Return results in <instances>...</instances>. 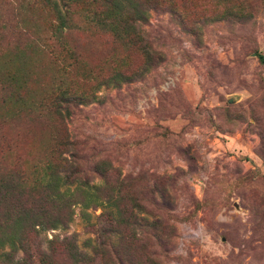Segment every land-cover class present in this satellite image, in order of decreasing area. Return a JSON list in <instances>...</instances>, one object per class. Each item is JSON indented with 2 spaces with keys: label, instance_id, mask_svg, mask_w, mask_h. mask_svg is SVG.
<instances>
[{
  "label": "rangeland",
  "instance_id": "obj_1",
  "mask_svg": "<svg viewBox=\"0 0 264 264\" xmlns=\"http://www.w3.org/2000/svg\"><path fill=\"white\" fill-rule=\"evenodd\" d=\"M152 3L145 42L73 29L70 60L41 0H0V173L105 183L0 264H264V0Z\"/></svg>",
  "mask_w": 264,
  "mask_h": 264
},
{
  "label": "trees",
  "instance_id": "obj_2",
  "mask_svg": "<svg viewBox=\"0 0 264 264\" xmlns=\"http://www.w3.org/2000/svg\"><path fill=\"white\" fill-rule=\"evenodd\" d=\"M53 15V36L63 45V50L72 60L75 55L65 43V35L73 29L110 33L119 40L137 45L145 42L144 30L148 12L153 9V0H41ZM144 39V40H143ZM138 47L151 58L147 44ZM260 60L264 58L260 56ZM70 64V63H69ZM118 82L125 76L115 73ZM86 95L62 87L52 99L53 113L58 119L73 115L72 107L84 104ZM72 106V107H70ZM72 145L73 143L70 142ZM68 159V158H67ZM72 163L71 161H68ZM46 164L39 183V194H29L23 176L16 171L0 173V258L13 261L11 252L1 251L8 245L10 250L25 249V238L37 236L40 231L55 229L67 224L73 214V206L80 202L84 206L98 203L105 183L90 185L89 181L70 185L78 179L73 164ZM69 170V173L67 171ZM65 186L64 189H61ZM20 246V247H19ZM73 247V253L81 255Z\"/></svg>",
  "mask_w": 264,
  "mask_h": 264
}]
</instances>
